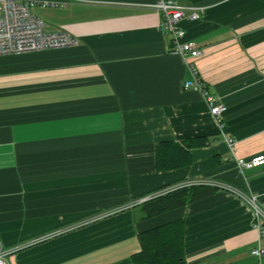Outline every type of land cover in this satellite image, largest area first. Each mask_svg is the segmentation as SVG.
Segmentation results:
<instances>
[{
	"label": "crops",
	"instance_id": "crops-1",
	"mask_svg": "<svg viewBox=\"0 0 264 264\" xmlns=\"http://www.w3.org/2000/svg\"><path fill=\"white\" fill-rule=\"evenodd\" d=\"M33 1L49 32L79 44L0 57V249L109 216L9 264H136L139 233L179 219L187 264H264L240 196L257 195L264 210V165L236 162L264 154V0H181L206 7L181 26L202 50L208 93L227 107L219 120L203 93L184 88L188 59L162 29L158 0ZM198 136L213 140L192 150L191 165L156 168L160 141ZM192 180L231 189L142 218L139 199Z\"/></svg>",
	"mask_w": 264,
	"mask_h": 264
},
{
	"label": "built area",
	"instance_id": "built-area-1",
	"mask_svg": "<svg viewBox=\"0 0 264 264\" xmlns=\"http://www.w3.org/2000/svg\"><path fill=\"white\" fill-rule=\"evenodd\" d=\"M35 4L36 2L33 0H0V57L79 44V39L66 31L49 32L46 22L32 12V7ZM153 7L160 16L162 29L166 33L173 35V50L188 59L191 77L184 81V88H192L203 93L211 107V113L219 120L222 113L227 110V107L217 103L216 97L208 93L206 84L200 77L195 62L202 55V50L195 41L185 39L187 31L181 26L184 20H201L204 17L206 7L202 5H186L181 0H158ZM236 162L239 168L252 169L264 165V154H258L247 159L238 157ZM191 185H207L231 189L228 185L218 181L192 180L150 194L139 199L136 203L140 204L177 188ZM240 196L253 209L255 217L254 228L258 231L260 240V238L264 237V210L259 203L258 196H246L244 194H240ZM16 250V248L0 249V264H9V256ZM252 254L262 257L264 249L258 245L252 250Z\"/></svg>",
	"mask_w": 264,
	"mask_h": 264
},
{
	"label": "trees",
	"instance_id": "trees-1",
	"mask_svg": "<svg viewBox=\"0 0 264 264\" xmlns=\"http://www.w3.org/2000/svg\"><path fill=\"white\" fill-rule=\"evenodd\" d=\"M205 136L188 138L182 142L160 141L156 148V168L160 171L175 170L192 164L194 148L211 144ZM214 186L191 185L177 188L141 204L142 218H150L170 211L210 194ZM141 251L133 254L136 264H187L185 257V221L183 219L142 231L138 235Z\"/></svg>",
	"mask_w": 264,
	"mask_h": 264
},
{
	"label": "rangeland",
	"instance_id": "rangeland-1",
	"mask_svg": "<svg viewBox=\"0 0 264 264\" xmlns=\"http://www.w3.org/2000/svg\"><path fill=\"white\" fill-rule=\"evenodd\" d=\"M32 12L39 15V17L42 18V12L43 10H41V8H37V7H34L32 8ZM142 204V203H140ZM109 216L108 214H105V215H94V217L90 218V219H86L85 221H82V222H77L73 225H69L68 228L66 229H56V230H52L50 231L49 233H42L40 235H37L35 236L34 238L24 242V243H21L19 245H17L15 248L17 249L15 252H19V251H23V250H26V248L30 247V246H33V245H41L42 242L44 241V239H48V238H51V237H58V236H62V235H65L67 233H70V232H73L75 230H79L81 229L82 227H84L83 225L87 224V223H91L90 221L92 220V222L97 219H100L101 217H107ZM96 220V221H97Z\"/></svg>",
	"mask_w": 264,
	"mask_h": 264
}]
</instances>
